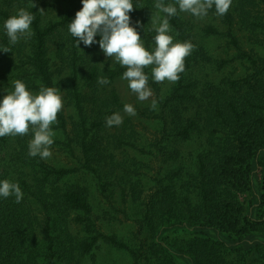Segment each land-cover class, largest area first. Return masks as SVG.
<instances>
[{"label":"rangeland","instance_id":"1","mask_svg":"<svg viewBox=\"0 0 264 264\" xmlns=\"http://www.w3.org/2000/svg\"><path fill=\"white\" fill-rule=\"evenodd\" d=\"M20 1L26 3V0ZM27 1L28 7L36 6L46 21L57 19L64 3L63 0ZM4 7L8 9V6ZM10 9V14L13 15L17 6L12 4ZM226 14L228 15H217L214 7L209 9L204 17L182 12L183 18L190 22L192 28L191 52L197 59L195 60L197 70L188 74V79H184V85H188L189 80L206 83L207 89L212 92L211 95L222 89L226 82L244 83L243 79H247L248 85L247 83L246 85L252 90L261 88L258 81L264 82V0H243ZM210 26L218 29L220 34L205 35L203 29ZM170 34L173 35L174 42L180 41L178 33L172 28ZM154 36L155 32L150 45L145 46L146 48L155 46ZM2 39L0 48L6 49L8 52L4 53L16 61L14 64L9 61L0 62V72L6 70L8 74L14 75L18 72L16 68L19 66L18 70L22 69L21 74L23 68L19 57L23 53L20 54L17 48L22 45L23 49L26 40L21 38L15 45H11L5 34ZM6 45L10 49L5 48ZM91 47L93 48L91 51L101 60L102 66L111 61L112 65H120L113 58L105 57L98 44H93ZM51 49L52 55H55L54 45ZM246 54L252 55L257 60L260 59L259 66H254ZM151 67L146 66L144 69L149 75ZM116 83L119 91L135 108V115H129L122 110L120 112L123 117L122 123L110 127L109 138L106 139L109 143L106 146L108 149L105 145L101 149L105 157H110L112 162L109 165L112 164V170H115L106 192H102L101 183L93 174L81 168L83 157L77 128L78 120L70 93L62 82L59 88L62 91V109L68 122L67 133L64 134L63 131L54 128L55 122L51 125L55 133L54 143L50 146L51 155L46 159L28 155V142L32 138L31 130L24 135H9L11 146H14V138H22L26 146L23 148L18 146L15 152L10 147L8 153L0 154V160L3 159L1 168L14 169V177H9V180L17 182L23 192V204L15 210L17 216L1 217L4 224L8 223L7 221L11 222L12 229L8 234L9 238L7 236L4 239L9 246L3 252V260L6 258L7 261L28 264L26 262L28 257L33 256V263L49 264V241L45 229L49 230L53 244L52 255L56 264H134V257L128 252L117 250L102 240L96 241L91 250H85L84 243H90L98 234L117 236L135 250L141 249L140 254L143 258L156 257V250L162 249L173 258L172 262L168 260V264H190L189 251L197 249L198 246L195 245L198 243L224 240L227 245L240 244L237 243V237L230 234L223 238L212 230H195L186 226L162 224L160 212L155 219L160 225L152 228L147 222L152 206L160 209L163 203L185 207L190 201H197L198 197L190 184L194 166L192 163L186 165L181 163L183 159L192 157L191 149L196 146L202 148V144L216 158L220 156L222 150L226 148L229 150L237 145L236 136L229 133L233 132L230 127L231 122H223L219 118L212 131H205L203 135L193 133L190 143L180 134L183 129L174 128L175 122H171L168 116L173 102L171 99L184 97L180 91H175L178 80L154 82L149 79L153 94L144 101L138 100L129 90L126 80L120 77ZM0 90H3L2 85ZM8 90L4 89L2 93L0 92V97L6 95L5 91ZM153 100L157 101L155 109L151 107ZM209 102L210 100H207L206 108L209 107ZM206 114L207 111H203L202 119L199 120V125L202 127H205L207 122ZM254 117L252 116L251 120ZM54 168L77 169V171L61 179L48 172ZM17 170H20L19 178H17L19 176ZM262 171L264 167L261 168L258 177L252 180L255 189L244 193L237 191V201L244 208L241 215H247L250 221L249 226L243 224L249 229H257L258 239L264 241L262 231L264 205L257 202L254 194V191L256 193L260 188L264 174ZM119 175L118 181L115 178ZM72 184L87 189L94 224L90 225L81 211L72 209L64 203L59 195L61 192L53 190L56 186L65 189ZM3 199L0 198V208L4 209L3 214L6 215L12 211L10 212L9 209L6 211L7 205L5 202L2 203ZM249 213L252 219L249 218ZM179 246H183L181 249L187 251L182 257L177 255L180 253H177ZM229 247L225 246L224 251L228 264H251L248 256L241 255L237 247L235 249Z\"/></svg>","mask_w":264,"mask_h":264},{"label":"trees","instance_id":"2","mask_svg":"<svg viewBox=\"0 0 264 264\" xmlns=\"http://www.w3.org/2000/svg\"><path fill=\"white\" fill-rule=\"evenodd\" d=\"M13 1L15 2L13 3ZM242 1L232 0L228 11L236 5L238 6V3ZM0 2V25L3 24L4 19L11 16L12 4L17 6L16 11L25 8L34 14L31 25L33 35L24 42V51L22 45L16 47L20 54L23 53L22 56L19 54L23 72L20 74L22 69L18 70L19 66L16 68L18 72L14 75L8 74L6 70L0 72V85H2L3 90H11V82L21 79L34 92L38 91L41 85L59 87L60 82H62L67 86L78 120L77 128L83 157L81 168L93 174L101 183L102 192H106L115 170H112V164V166L109 165L112 162L110 157H105L101 151L104 145L106 147L109 144L106 139L109 138L110 127L106 126L105 118L114 112L120 113L124 104H129L116 83L126 68L118 64L112 65V61L102 66L101 60L91 51L93 50L92 45L89 48L81 44L82 50L76 45L74 38L67 30V23H70L76 12L82 8L81 0H63V8L60 10L59 17L47 21L36 6L28 7L29 2L27 0L25 4L20 0H0ZM165 2H170V0H165ZM4 6H8V9ZM134 6L138 8L134 7L131 11V22L133 25L137 21L140 22L142 26L139 28L141 38L144 40L145 46H149L154 33L151 30V12L157 11L154 8V0H139L138 5L134 4ZM226 13L225 16L228 15ZM169 23L170 27L178 33L180 41H190L192 28L190 22L183 18L182 12L178 11L177 15L170 17ZM203 33L205 35L220 34L218 29L213 26L203 29ZM3 35V31L0 30V47L2 46ZM52 45L56 49L55 55H52ZM5 48H8L7 45ZM247 57L250 58L254 66H259L260 59L257 60L250 54ZM195 60H197L196 56L195 54L193 56L192 52L185 57V68L179 74L178 86L175 89V91H180L184 97L171 99L174 103L172 102L168 113L169 120L175 122L174 128L183 129L180 134L182 137H186L190 143L193 133L197 132L203 135L205 131H212V127L215 126V122L219 118L223 122L229 121L231 122L230 127L233 129V132L229 133L236 136L239 149L237 150V145L229 150L226 148L222 150L218 158L214 157L203 144L202 148L196 146V148L191 149V159L185 158L181 164L192 163L194 166L190 184L198 197L197 201H190L185 207L163 203H161L160 209L152 206V211L150 210V214L147 216L148 226L154 228L160 225V223L155 222L160 212L162 224L186 226L195 230H212L223 238L230 234L237 237V243L240 242L239 245H227L224 240L213 243H198L195 245L198 246L197 249L189 251L190 264H228L224 254L225 246H230L231 249L237 247V251L241 255L248 256L251 264H264V241L258 239L257 229L246 227L250 225L248 223L250 221L247 215H241L244 208L237 201V191L244 193L255 189L252 180L258 177L261 168L264 167V82L259 80L261 88L252 90L247 86V79L242 80L244 83L230 81L226 82L222 89L211 95L212 92L207 89L206 83L190 82L191 80H189V84L184 85V79H188V74L195 73L197 70ZM4 61L14 64L16 60L6 55L4 51H0V62ZM101 77L107 78L109 83L99 84L97 81ZM3 90L0 92L2 93ZM207 100H210L208 108H206ZM203 111H207L205 127L199 125ZM252 116L255 117L251 120ZM55 123L54 128L63 131L64 134L67 133L68 122L63 109L57 114ZM14 140V146H11L9 135L0 137V154L8 153L10 147L15 152L18 146L21 148L26 146L22 138H14ZM207 146L210 147L211 145L207 144ZM1 161L3 159L0 160V179L13 178L14 169L10 167L2 169ZM76 171L77 169L54 168L48 172L62 179L75 174ZM17 172H19V176H17L19 178L20 170ZM262 172L264 173V171ZM115 179L119 181L120 175ZM53 190L61 192L59 195L64 203L72 209L81 211L88 223L94 224L91 216L92 206L86 188L83 189L78 184H72L65 189L56 186ZM254 194L257 202L264 205V174L261 178L260 188L256 193L254 191ZM22 201L17 203L14 196L4 198L2 201L7 205L6 211L9 209L12 212L5 215V213L3 214L4 209L0 208V215L3 214L0 216V264H20L19 262L7 261L6 258L2 259L3 252L9 246L4 239L7 238L12 229L11 222L7 221L8 223L4 224L1 217L7 215L8 218L16 217L17 212L15 210L23 204ZM183 202L187 201L183 200ZM249 218L252 219L251 213H249ZM15 225L17 224L15 223ZM251 226L253 225L251 224ZM262 231L264 232V227ZM45 234L49 241V264H56L52 255L53 244L48 229H45ZM99 240L117 250L128 252L134 257V264H168V260L170 262L173 260L162 249L156 250V257L144 256L145 258H143L140 254L141 249L135 250L114 235H96L90 243H84L85 250H91L96 241ZM182 247L179 246L177 249V253L180 252L177 254L179 257L187 253L181 249ZM33 259V256H29L26 262L35 264ZM24 264L26 263L24 262Z\"/></svg>","mask_w":264,"mask_h":264},{"label":"clouds","instance_id":"3","mask_svg":"<svg viewBox=\"0 0 264 264\" xmlns=\"http://www.w3.org/2000/svg\"><path fill=\"white\" fill-rule=\"evenodd\" d=\"M32 2V0H31ZM139 0H81L82 8L78 10L67 30L80 48L83 44L89 47L98 44L105 57L113 58L121 66H127L121 75L127 86L140 101L152 96L149 79L154 82L177 81L184 71L185 57L193 45L190 41H175L171 35L169 18L179 12H189L196 17H204L208 10L215 8L217 15H224L230 8L232 0H154L150 23L155 32V46L145 47L137 21L131 22V11ZM34 14L20 8L0 25V30L7 36L9 44L15 45L21 38L25 40L33 35L31 28ZM144 31V27H143ZM99 37V39H97ZM81 49V48H80ZM82 50V49H81ZM0 51L8 52L0 48ZM146 66H152L150 75L145 72ZM104 85L109 83L101 77L97 81ZM11 90L0 97V137L6 135H24L30 130L32 138L28 142V155L46 159L51 155L50 146L54 143V130L51 125L62 110L63 98L59 87L41 85L39 90H30L25 82L16 79L11 82ZM153 100L151 107L156 108ZM125 113L135 115L132 104L125 103ZM123 117L114 112L105 118L107 127L119 126ZM15 197L19 203L23 192L19 184L9 179H0V198Z\"/></svg>","mask_w":264,"mask_h":264}]
</instances>
